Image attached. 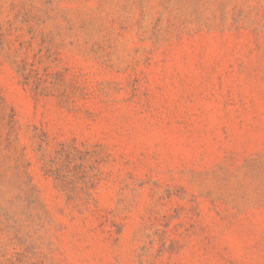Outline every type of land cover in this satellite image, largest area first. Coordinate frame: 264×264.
<instances>
[{"label": "rangeland", "instance_id": "1", "mask_svg": "<svg viewBox=\"0 0 264 264\" xmlns=\"http://www.w3.org/2000/svg\"><path fill=\"white\" fill-rule=\"evenodd\" d=\"M0 264H264V0H0Z\"/></svg>", "mask_w": 264, "mask_h": 264}]
</instances>
